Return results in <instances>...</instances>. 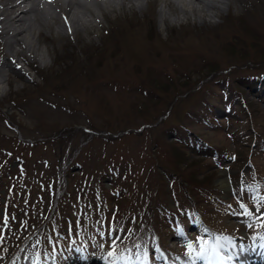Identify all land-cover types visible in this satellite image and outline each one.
<instances>
[{
  "label": "rangeland",
  "instance_id": "obj_1",
  "mask_svg": "<svg viewBox=\"0 0 264 264\" xmlns=\"http://www.w3.org/2000/svg\"><path fill=\"white\" fill-rule=\"evenodd\" d=\"M156 1L160 3V0H151L145 8L149 36L143 41L146 49L161 52L154 54L160 62L142 64L125 73L111 61L114 53L105 56L114 46V27L125 20L114 19L116 14L106 10L96 20L92 19L95 29H81L77 34L58 35L54 22L59 19L50 20L49 27H44L46 36L41 38L37 50L47 67L39 69L35 61L29 78L11 74L4 68L5 74L2 73L6 81L0 84V209L4 206L8 213V226H4L7 232L15 229L18 230L16 234H25L38 224L36 214L50 196L45 184H49L53 175H44L49 171V162L59 166L62 156L70 155L87 140L89 144L83 145L81 154L75 159L79 165L68 193L71 198L66 199L65 205V200L61 201L58 220L63 227L71 218L78 227L91 228L94 222L85 223L84 220L89 211L92 214L94 211L100 221L98 226L106 220L109 226L122 228L123 225L124 230L132 233L158 232L166 245L171 225L164 221L162 213L170 212L171 206L178 203L180 206L190 203L186 191L190 188L191 176L202 181L204 191L232 201V194L220 186L219 180L235 177L236 184L237 174L241 175L239 182L246 186V201L233 200L231 205L240 204L246 212H251L250 217H254L252 210L257 214L262 211L264 215V208L257 207L258 201L264 202V199H257L249 192L257 177L243 166L242 156L233 157L238 145L229 138L227 121L213 130L191 117L202 98H206L202 91L197 92L198 84L202 79L207 80L206 75L211 72L231 71L228 75L233 81L250 73L264 74V0H231L222 14L216 13L211 19L215 25L200 24L188 17L185 26L176 25L172 32L164 29L158 18L151 20V12L157 15L159 3ZM48 11L59 13L53 8ZM168 12L170 16L175 15L172 9ZM213 35L222 37L214 39ZM91 40L93 43H87ZM186 51L189 54L181 56ZM212 81L213 78L207 80L202 90ZM37 82L39 86H34ZM238 87L247 91L245 96L253 112L254 126L264 138V105L256 101L254 92L241 84ZM214 99L216 97L210 98ZM204 109L207 111L206 107ZM218 110L222 115L221 108ZM182 125L199 131L205 140L229 156L223 159L220 155L213 165V159H198L196 153L188 149L186 154L179 148L176 150L169 139L179 132L185 133ZM84 127L98 134L108 133L110 138L93 135L90 139L91 134L84 132ZM172 128L178 133L170 132ZM113 134L118 137L114 138ZM19 137L32 140L34 144L19 142ZM52 138L57 141L53 142ZM247 153L248 148L239 155L245 159ZM18 158L22 162H18ZM13 161L20 165L12 167ZM253 161L256 166L263 167L264 154L257 152ZM258 179L264 185V179ZM126 189L133 193L130 195L131 202L134 200L132 204L121 199ZM3 190L8 193L5 197ZM89 198L99 204L90 205ZM193 200L201 199L193 194ZM203 202L207 205L200 207L202 212L209 210L208 205L212 203L215 213L219 210L217 220L231 221L228 208L218 204L223 201L214 198L212 202L208 199ZM159 203L165 204L162 212L157 209ZM117 205V213L112 214V208ZM89 207L93 211H87ZM28 217L32 222L30 226L20 228L27 224L23 220ZM77 218H82L81 222H76ZM3 219L0 218V226ZM50 233L53 238L48 241L60 252L63 241L59 244L54 230L50 229ZM139 243L147 244L145 236Z\"/></svg>",
  "mask_w": 264,
  "mask_h": 264
},
{
  "label": "bare ground",
  "instance_id": "obj_2",
  "mask_svg": "<svg viewBox=\"0 0 264 264\" xmlns=\"http://www.w3.org/2000/svg\"><path fill=\"white\" fill-rule=\"evenodd\" d=\"M150 1L54 0L49 2L46 0H0V45L4 48L3 53H0L3 54L2 59H0V84L6 81L3 78L4 68H8L13 73L17 72L19 75L27 73L28 70L26 71L24 66L21 65V61H23L22 64L28 65L30 68H35V61L39 64L36 65L37 68L47 67L42 54L37 53V50L39 43L46 36L44 27H49L50 20L59 19L56 21L58 23L54 22L56 24L55 31L58 35L64 36L65 33L73 32L77 34L81 29L93 28L95 24L92 19L96 20L106 10L116 14L114 19L125 20L120 23V26L114 27L115 33L112 40L114 46L109 48L105 56L114 53L115 57L111 61L117 64L119 69L125 73L128 72L127 70L142 67V64L160 62L154 57V54L161 52L157 51L156 53L152 48L146 49L147 44L143 41L149 36L146 33L148 29L144 20V13ZM230 3L231 0H160L157 11H155L157 15L154 16L151 12L152 17L150 18L153 21L158 18L160 24L164 25L165 28H163L168 29L170 32L174 30L176 25L177 27L185 26L184 23L188 22V17L193 18L194 21L198 20L200 24L215 25L211 19L216 16V13L222 14V10L230 6ZM51 4L55 5L57 9L59 8V13L45 15L44 9ZM170 9L175 14L174 16L169 15L168 11ZM62 13H64L63 16ZM60 15L61 18H58ZM89 15L93 18H89ZM191 24L194 25L195 23ZM97 27L99 28V26ZM216 37L221 38L222 36L213 35L214 39ZM93 41L96 40L93 39ZM176 42L174 43L176 44ZM87 43L93 42L91 40ZM81 45L86 46V44ZM188 54L189 52L186 51L181 56ZM110 68L113 69L111 66ZM144 69L146 68L144 67ZM34 86H39V83L37 82ZM221 184H226L224 179L221 180ZM198 262L205 263L206 259L200 257ZM253 262L259 264L258 260ZM172 263L176 264L175 261H172Z\"/></svg>",
  "mask_w": 264,
  "mask_h": 264
},
{
  "label": "snow or ice",
  "instance_id": "obj_3",
  "mask_svg": "<svg viewBox=\"0 0 264 264\" xmlns=\"http://www.w3.org/2000/svg\"><path fill=\"white\" fill-rule=\"evenodd\" d=\"M13 219H14V217H13ZM3 224H4L5 227L8 226V213H5V215H4ZM109 235H111V233H109ZM0 239H2V237H0ZM116 239H119V237L117 236ZM223 239L229 240V243L231 242L230 239L227 238V237H224Z\"/></svg>",
  "mask_w": 264,
  "mask_h": 264
}]
</instances>
